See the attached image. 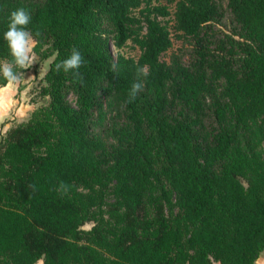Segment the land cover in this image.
<instances>
[{"label":"trees","instance_id":"trees-1","mask_svg":"<svg viewBox=\"0 0 264 264\" xmlns=\"http://www.w3.org/2000/svg\"><path fill=\"white\" fill-rule=\"evenodd\" d=\"M171 1L174 13L150 0H0V61L18 8L34 51L54 57L40 103L0 138V264L261 256L264 0ZM174 37L191 45L168 63ZM73 48L79 77L55 69Z\"/></svg>","mask_w":264,"mask_h":264},{"label":"rangeland","instance_id":"rangeland-1","mask_svg":"<svg viewBox=\"0 0 264 264\" xmlns=\"http://www.w3.org/2000/svg\"><path fill=\"white\" fill-rule=\"evenodd\" d=\"M150 4L152 6L155 5H166L169 7L170 11L174 13L175 9V1L172 2L171 0H150ZM136 13L138 11L136 10ZM224 25L221 26L223 28H229V22L225 20ZM191 43L186 38H176L174 37V43L171 49L164 53L162 59L168 63L171 62V57L174 54H181L183 58L188 57V49ZM35 46V40H34ZM114 53H117V49L115 46H112ZM126 51L130 55H134L135 57L139 56V51L134 48H127ZM34 61L33 63L26 69L23 70V75L21 76L20 80L17 83H8L9 90L13 93L12 97H16V104L11 106L9 104V115L3 118H0V138L2 133L11 125L17 122L25 121L30 118L32 111L40 103L41 95L40 91L41 88L46 85V81L44 79L45 74L47 73L50 63L54 57L43 58L41 55L34 51ZM6 86V85H5ZM5 86H2L3 88ZM2 87L0 89H2ZM8 87V86H7ZM12 90H11V89ZM38 101L37 103H34ZM3 123H5L3 125ZM93 226V222L87 223L84 225L85 229H90ZM44 259H40L36 264H43ZM214 264H220L217 261H214ZM255 264H264V251L262 252L259 259L256 261Z\"/></svg>","mask_w":264,"mask_h":264},{"label":"clouds","instance_id":"clouds-1","mask_svg":"<svg viewBox=\"0 0 264 264\" xmlns=\"http://www.w3.org/2000/svg\"><path fill=\"white\" fill-rule=\"evenodd\" d=\"M31 14L25 8H18L10 13L7 30L3 38L7 43L11 60L0 61V77L8 83H17L23 75L24 69L28 68L34 61V37L28 26L31 23ZM40 35L39 32L36 33ZM84 63V57L73 48L71 55L55 65L56 71L63 70L65 73L73 72L79 77V69ZM138 75L147 76V67L137 69ZM144 84L137 80L133 82L128 93L127 103L133 102L138 93L142 91ZM67 185L61 184L66 192Z\"/></svg>","mask_w":264,"mask_h":264},{"label":"crops","instance_id":"crops-1","mask_svg":"<svg viewBox=\"0 0 264 264\" xmlns=\"http://www.w3.org/2000/svg\"><path fill=\"white\" fill-rule=\"evenodd\" d=\"M9 85L10 84H7L4 88L2 87V89H0V118H1V116H3V118L8 116L9 115V111L11 110V109H8L9 108V104L11 106H14V104H16V102H17L16 97L15 96L12 97L13 93L8 91L9 90Z\"/></svg>","mask_w":264,"mask_h":264}]
</instances>
